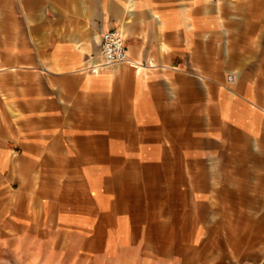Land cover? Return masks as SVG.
Here are the masks:
<instances>
[{
    "label": "crops",
    "instance_id": "0c3cea01",
    "mask_svg": "<svg viewBox=\"0 0 264 264\" xmlns=\"http://www.w3.org/2000/svg\"><path fill=\"white\" fill-rule=\"evenodd\" d=\"M11 1L0 0V168L6 142L21 145L17 176L55 193L53 222L98 240L135 225L137 206L147 220L148 201L123 190L155 154L172 206L209 209L205 223L227 221L233 200L264 204V0ZM116 28L130 61L102 65ZM158 163L144 166L161 174ZM200 223L181 238L195 255L213 247ZM134 225L118 237L135 240Z\"/></svg>",
    "mask_w": 264,
    "mask_h": 264
},
{
    "label": "rangeland",
    "instance_id": "374dc122",
    "mask_svg": "<svg viewBox=\"0 0 264 264\" xmlns=\"http://www.w3.org/2000/svg\"><path fill=\"white\" fill-rule=\"evenodd\" d=\"M18 3V0H12L10 5L20 7ZM8 18L15 24L16 16ZM18 18L31 24L29 15ZM15 51V48L8 49L9 60ZM30 52L31 48H24V55ZM14 66L10 62L7 65L9 74L14 71ZM154 142L148 145L152 147ZM109 146V141L105 142V147ZM112 147L118 148V143L113 142ZM4 149L6 158L2 160L5 164L0 168V264H264V204L258 208L239 207L238 202L243 201L233 200L229 220L211 214L213 222L205 223L209 209L172 206L169 199L174 197V192L173 197H167L163 182V156L162 160L156 154L136 159L138 168L142 166L133 177L136 189L129 185L123 190L124 194L137 191V200L148 201V207L144 209L148 221L142 218L143 210L140 218L137 206L135 225L130 224L136 228L135 240L118 237L122 230L130 228L127 224H121L113 233H104L101 239L94 240L86 239V234L78 230L65 231L62 225L53 222V208L49 205L55 202V193L34 189L27 177L17 176L16 161L22 151L21 145L8 141ZM241 151L247 158L252 156L250 145ZM157 162L162 163V166L158 163L161 174L153 166H144V163L155 165ZM108 172H102L103 189L109 187L115 191L118 188L116 177ZM138 191L144 197H139ZM105 205L109 212L111 201ZM198 221L201 222L200 232L211 233L214 239L210 250L202 248L200 254L195 255L193 245L190 242L186 245L188 241L181 238L197 229ZM163 233L167 235L163 236ZM97 247L102 250L96 252ZM86 249L91 254L88 257L85 256Z\"/></svg>",
    "mask_w": 264,
    "mask_h": 264
},
{
    "label": "built area",
    "instance_id": "2783aa9c",
    "mask_svg": "<svg viewBox=\"0 0 264 264\" xmlns=\"http://www.w3.org/2000/svg\"><path fill=\"white\" fill-rule=\"evenodd\" d=\"M126 37L121 28L105 31L101 40V64L112 65L129 62ZM233 76H229V81Z\"/></svg>",
    "mask_w": 264,
    "mask_h": 264
},
{
    "label": "bare ground",
    "instance_id": "6f19581e",
    "mask_svg": "<svg viewBox=\"0 0 264 264\" xmlns=\"http://www.w3.org/2000/svg\"><path fill=\"white\" fill-rule=\"evenodd\" d=\"M122 30V29H121ZM123 33H124V31H123ZM124 35H125V33H124ZM126 37V36H125ZM102 65H105V64H102ZM107 66H109V65H107Z\"/></svg>",
    "mask_w": 264,
    "mask_h": 264
}]
</instances>
